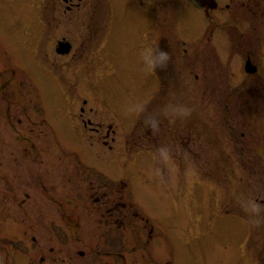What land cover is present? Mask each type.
Masks as SVG:
<instances>
[{"label": "rangeland", "instance_id": "rangeland-1", "mask_svg": "<svg viewBox=\"0 0 264 264\" xmlns=\"http://www.w3.org/2000/svg\"><path fill=\"white\" fill-rule=\"evenodd\" d=\"M62 6L61 0H0V179L19 171L27 179L38 172L32 194L39 204L33 232L38 256L45 264H65L66 255L58 251L70 250L72 263L80 264L77 251L89 248L73 240L74 234L66 242L57 237L66 233L67 177L71 171L83 178L112 172L124 176L145 217L135 222V234L151 228L152 249L179 258L176 264H264V224L250 230L240 206L246 199L264 205V97L216 94L224 89L218 83L224 74L219 76L218 62L206 49L210 28L200 29L206 23L202 13L187 0H147L146 9L136 0H81L67 15ZM88 10L91 16L85 17ZM65 16L69 25L94 28L87 45L91 59L54 53V40L64 35L56 29L67 25ZM146 28L145 43L158 44L172 57L156 74L141 70ZM234 61L239 67L230 61L231 86L242 80ZM134 103H145L148 112H162L167 104H184L193 112L188 119L161 114L160 131L150 136L157 139L150 140L143 116L125 114ZM80 106L92 107L99 122L111 124L114 141L104 145L98 135H79L73 115ZM33 110L44 112L43 124L31 125L22 114ZM176 124L182 132L191 130L190 143L185 141L178 159L160 165L153 153L159 146L172 148L164 141ZM189 164L196 165L198 176L185 177ZM1 193L6 205L0 203V256L11 251L2 237L15 240L28 226L20 222L25 218L16 205L21 195L18 200L12 194L18 193L17 184L4 193L0 181V202ZM92 210L88 214L96 215ZM88 214L76 219L82 232L115 229L116 224L100 225ZM136 249L135 264H147L138 256L145 248Z\"/></svg>", "mask_w": 264, "mask_h": 264}, {"label": "flooded vegetation", "instance_id": "flooded-vegetation-1", "mask_svg": "<svg viewBox=\"0 0 264 264\" xmlns=\"http://www.w3.org/2000/svg\"><path fill=\"white\" fill-rule=\"evenodd\" d=\"M61 1L63 2L62 7H64L63 14L67 15L79 7L81 0ZM136 1L144 9L147 8V0ZM187 1L194 5L205 17L206 23H203L200 29L205 31L208 27L210 28L209 36H207L208 45L205 43L206 49L211 58L218 62L216 69L219 71V76L223 74L224 77L226 76V83H223L224 77L222 82H218L222 84L220 87H224V89L221 88L218 90L219 93L214 92L222 96H228L234 92H238L241 96L245 97H264V0H209L208 2L201 1L200 3L194 0ZM201 3L204 6H200ZM84 14L85 17H90L91 10L86 11ZM67 18L69 17L65 16L64 18V22L67 25L58 27L57 29L55 28L64 35L54 40V53L60 57L68 56L78 60L83 59L84 55H88L89 57V55L93 54V51L87 45L90 43V37L94 33V28L89 25L77 27L71 24L69 25L70 22L67 21ZM98 32L99 28L96 30V33ZM144 37V44H146L147 28L144 32ZM61 42H67L69 44L68 52L63 54L57 52L56 49ZM194 44L198 47L197 43ZM98 48L97 41L95 53L97 54V60L101 61L102 55L99 53ZM233 59L238 61L239 67L235 64V61L234 64L237 67L239 75L242 76V80L240 84H232L231 86L228 81V71H230V61ZM194 77L197 79L198 75L195 74ZM82 103L85 104L86 101L83 100ZM8 113L9 107H6V118ZM43 113L38 110L22 112L31 125L43 124L40 121ZM75 113L76 111H73V114ZM97 115L98 112L94 111L92 107H89L87 111L85 107L80 106L78 107L77 114L75 116L73 115V118L80 125V136L84 134L90 137L98 135L97 140L107 145V139L114 141L115 138L113 135L115 131L111 127V124L103 123V121L99 122ZM258 116H261V114H258ZM20 118L16 119V124L18 125L22 124ZM176 125L170 128L167 141L164 142L170 143L174 150L178 146L181 148V151L178 153L173 152V156L178 159L181 156L180 152H182L183 144L185 141L186 143H190L188 136L190 137L193 134L188 128L186 132H182V127ZM12 128L17 130L16 127L12 126ZM104 128L105 131L103 133ZM194 128L197 129L196 127ZM42 131L40 130L41 133H43ZM151 134L152 132L148 128L147 138ZM152 139L156 140L157 137H150V140ZM29 144L32 147L34 145L33 143ZM108 147L111 148L109 145ZM89 157L92 160V156L89 155ZM20 160L17 155L16 162ZM17 164L20 166L19 163ZM109 175L98 173L96 176L83 178L79 177L75 171H71L67 177L69 185L67 187L68 190L66 189V194L69 197L65 203L66 233L64 236L57 234L59 241L63 240L66 242L69 237L72 238L71 234H74L73 240L76 239L81 242V245L85 249L89 248L88 251H77L78 257L81 258L80 264H135L134 258L135 256L137 257L136 247L145 248L146 252L142 250L141 253L138 252V256L144 260L146 259L147 264L179 263V258L164 254L160 250L152 249L154 236L151 234V228L146 235L141 233L135 234V222L139 219L143 220L145 217L136 207L134 195L130 191L132 187L127 186V183H123L124 176L112 175V172ZM38 179L37 171H34V174L27 179L23 178L21 171L15 174H6L0 179L4 187V193L7 191L12 192L13 184H17L18 193L12 194H14V197L17 196L18 200L21 195V199L19 202L16 201V205L22 210V215L25 219L20 220V222H26L28 224L27 228L21 229L19 237L15 240L6 239L5 236L2 237L3 246H10L11 251L10 253L3 251L0 256V264L46 263V258L39 257L37 251L34 250L35 245H38L33 232L37 231L39 226V204L32 199V194L33 190L38 187ZM1 200L0 203L4 207L6 201L2 197V193ZM90 210L97 216L89 215ZM84 213L88 214V217L95 216L96 222L100 225L103 224L109 227L110 225L116 224L115 229L100 230L96 234L84 232L86 229L82 232V227L78 223L79 220L76 219H79ZM145 221L147 222V218ZM28 229L32 232L29 236L27 233ZM91 238H93L92 243L85 245ZM135 242L138 244L135 245ZM156 245L159 246V244ZM150 247L152 250H150ZM48 252L54 253V250L49 248ZM58 253L66 255L62 259L63 262L66 261L65 264H73L70 250L58 251ZM52 261L55 263V260Z\"/></svg>", "mask_w": 264, "mask_h": 264}, {"label": "clouds", "instance_id": "clouds-1", "mask_svg": "<svg viewBox=\"0 0 264 264\" xmlns=\"http://www.w3.org/2000/svg\"><path fill=\"white\" fill-rule=\"evenodd\" d=\"M140 64L141 70L145 73L156 74L157 70H165L168 67L172 57L170 53L161 50L158 46L152 44H142L140 47ZM193 109L184 104H167L162 112H148L145 103L130 104L125 114H135L137 117L143 116L144 124L155 134L160 131L161 120L163 114L172 119H188L191 117ZM181 151L178 146L175 150L167 145L159 146L153 153L154 161L160 165L167 164L173 159V152ZM157 173L159 169L155 170ZM185 177L198 176V169L195 164H189L185 169ZM241 208L247 215L246 224L250 230L256 229L264 224V205L258 203L255 199H246L241 202Z\"/></svg>", "mask_w": 264, "mask_h": 264}, {"label": "water", "instance_id": "water-1", "mask_svg": "<svg viewBox=\"0 0 264 264\" xmlns=\"http://www.w3.org/2000/svg\"><path fill=\"white\" fill-rule=\"evenodd\" d=\"M195 1L200 3L201 1L202 2H208L209 0H195ZM200 6H203L202 3ZM56 50L58 53H61V54L66 53L69 50V44L67 42H61V43H59Z\"/></svg>", "mask_w": 264, "mask_h": 264}]
</instances>
